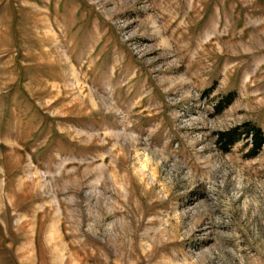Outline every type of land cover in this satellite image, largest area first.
I'll return each instance as SVG.
<instances>
[{
	"label": "rangeland",
	"instance_id": "rangeland-1",
	"mask_svg": "<svg viewBox=\"0 0 264 264\" xmlns=\"http://www.w3.org/2000/svg\"><path fill=\"white\" fill-rule=\"evenodd\" d=\"M249 123L264 0H0V264H264Z\"/></svg>",
	"mask_w": 264,
	"mask_h": 264
},
{
	"label": "trees",
	"instance_id": "trees-1",
	"mask_svg": "<svg viewBox=\"0 0 264 264\" xmlns=\"http://www.w3.org/2000/svg\"><path fill=\"white\" fill-rule=\"evenodd\" d=\"M207 90L206 92H209ZM233 99V93H228L225 96V100L221 108H224L227 104H229ZM238 128L229 129L227 131H221L217 133L216 140L217 142L221 143L225 149L230 148L235 142L238 140V134L236 133ZM247 134L250 133L253 137L256 147H260L264 142V132L262 128L256 124H248V128L245 131Z\"/></svg>",
	"mask_w": 264,
	"mask_h": 264
}]
</instances>
